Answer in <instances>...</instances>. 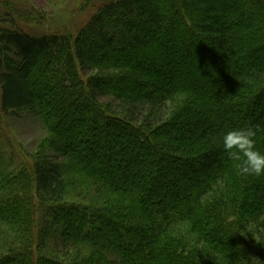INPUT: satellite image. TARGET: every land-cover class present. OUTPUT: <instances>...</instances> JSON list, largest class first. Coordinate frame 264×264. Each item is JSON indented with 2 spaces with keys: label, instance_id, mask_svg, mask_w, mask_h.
Listing matches in <instances>:
<instances>
[{
  "label": "trees",
  "instance_id": "1",
  "mask_svg": "<svg viewBox=\"0 0 264 264\" xmlns=\"http://www.w3.org/2000/svg\"><path fill=\"white\" fill-rule=\"evenodd\" d=\"M0 7V264H264V0H104L74 33ZM39 121L34 151L14 123Z\"/></svg>",
  "mask_w": 264,
  "mask_h": 264
},
{
  "label": "rangeland",
  "instance_id": "2",
  "mask_svg": "<svg viewBox=\"0 0 264 264\" xmlns=\"http://www.w3.org/2000/svg\"><path fill=\"white\" fill-rule=\"evenodd\" d=\"M104 0H0L17 3L22 7L34 9L42 18V24L37 29L45 32L74 33ZM15 135L28 151H34L37 141L44 136L45 131L39 121L29 120L14 123Z\"/></svg>",
  "mask_w": 264,
  "mask_h": 264
},
{
  "label": "clouds",
  "instance_id": "3",
  "mask_svg": "<svg viewBox=\"0 0 264 264\" xmlns=\"http://www.w3.org/2000/svg\"><path fill=\"white\" fill-rule=\"evenodd\" d=\"M258 126L230 128L222 136V146L230 160L239 163L243 176L264 175V152L256 147Z\"/></svg>",
  "mask_w": 264,
  "mask_h": 264
}]
</instances>
